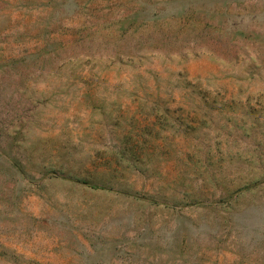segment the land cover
Returning <instances> with one entry per match:
<instances>
[{
	"label": "rangeland",
	"instance_id": "obj_1",
	"mask_svg": "<svg viewBox=\"0 0 264 264\" xmlns=\"http://www.w3.org/2000/svg\"><path fill=\"white\" fill-rule=\"evenodd\" d=\"M0 264H264V0H0Z\"/></svg>",
	"mask_w": 264,
	"mask_h": 264
}]
</instances>
